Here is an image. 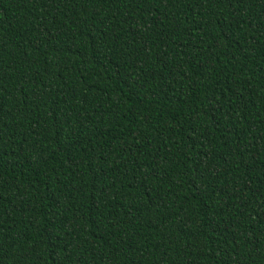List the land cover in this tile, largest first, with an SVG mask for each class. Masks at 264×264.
<instances>
[{
  "label": "trees",
  "instance_id": "trees-1",
  "mask_svg": "<svg viewBox=\"0 0 264 264\" xmlns=\"http://www.w3.org/2000/svg\"><path fill=\"white\" fill-rule=\"evenodd\" d=\"M0 264H264V0H0Z\"/></svg>",
  "mask_w": 264,
  "mask_h": 264
}]
</instances>
